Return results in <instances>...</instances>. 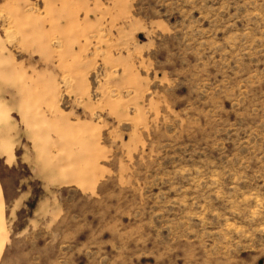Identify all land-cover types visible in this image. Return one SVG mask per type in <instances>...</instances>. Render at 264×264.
I'll return each mask as SVG.
<instances>
[{
    "label": "rangeland",
    "instance_id": "374dc122",
    "mask_svg": "<svg viewBox=\"0 0 264 264\" xmlns=\"http://www.w3.org/2000/svg\"><path fill=\"white\" fill-rule=\"evenodd\" d=\"M0 264H264V0H0Z\"/></svg>",
    "mask_w": 264,
    "mask_h": 264
}]
</instances>
